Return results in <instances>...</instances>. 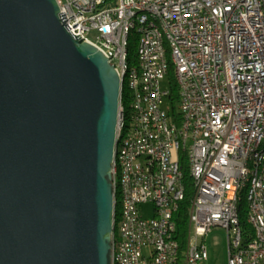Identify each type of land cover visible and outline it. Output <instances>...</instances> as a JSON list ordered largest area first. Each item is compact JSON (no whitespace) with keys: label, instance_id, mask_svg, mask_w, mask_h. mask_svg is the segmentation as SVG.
I'll list each match as a JSON object with an SVG mask.
<instances>
[{"label":"built area","instance_id":"built-area-1","mask_svg":"<svg viewBox=\"0 0 264 264\" xmlns=\"http://www.w3.org/2000/svg\"><path fill=\"white\" fill-rule=\"evenodd\" d=\"M59 17L70 34L94 44L119 71L122 31L135 5L154 6L177 44L185 79L186 117L194 120L200 191L196 198L192 264L208 259L205 237L214 226L228 233V264H264V159L262 176L246 196L247 222L255 236L237 248L240 215L233 209L243 183L246 150L264 137V0H61ZM133 78L135 127L124 161L127 215L122 252L111 249V264H177V216L181 209V162L167 81L165 50L157 43L147 13L141 14ZM96 34L97 39L90 38ZM118 127V125H117ZM112 172V170H111ZM113 177V173H112ZM154 205L145 217L142 205ZM117 229V226H116Z\"/></svg>","mask_w":264,"mask_h":264},{"label":"water","instance_id":"water-1","mask_svg":"<svg viewBox=\"0 0 264 264\" xmlns=\"http://www.w3.org/2000/svg\"><path fill=\"white\" fill-rule=\"evenodd\" d=\"M120 97L56 0H0V264H111Z\"/></svg>","mask_w":264,"mask_h":264},{"label":"bare ground","instance_id":"bare-ground-1","mask_svg":"<svg viewBox=\"0 0 264 264\" xmlns=\"http://www.w3.org/2000/svg\"><path fill=\"white\" fill-rule=\"evenodd\" d=\"M59 9H62L61 0H56ZM147 13V19H151V25L155 28L157 43L160 45L161 50H165L164 60L166 67V76L168 83L172 86L171 79L174 80L178 89L177 101L171 100L172 113L174 115L175 128L178 140V156L181 162V174L184 178V169L182 161L186 160L189 164V171L194 181L195 192L192 196L190 209L188 214V232L186 237L185 248L182 249L181 242L177 237V264H192L191 253H193V238L194 223L196 220V198L199 196L200 183L199 172L196 170V148L193 131L194 120H188L186 117V108L184 104L187 101V92L185 87V79L182 76L180 68L179 56H177V44L173 38V34H169L165 28L164 21L161 18H156V11L154 6L149 5H135V12H132V20H130V27L128 30L122 31V38L124 46L121 47V61L119 74L121 78V97L118 117V127L116 131V143L114 148V158L112 162V187L114 194V210H113V233L112 241H114V252H122L124 232V223H119V218L122 215H127V180L125 175L124 161L120 157L129 156V148L133 147V140H130L132 127H135V102L133 96V78L136 72V65H132L129 61L128 45L129 35L135 30L138 36L143 32V22L141 21V14ZM262 13H264V2L262 6ZM115 66V61H111ZM124 85L129 93L130 110L127 112L125 106L122 104V95ZM247 165L243 168V183H237L235 194H233V209L234 212L239 213V201L241 197L250 196L251 191H254L255 177L262 176V163L258 162L259 159H264V137H261L259 142L253 144V147L246 150ZM181 178V203L185 198V185L184 180ZM178 218V216H177ZM178 223V220H177ZM117 226V229H116ZM238 232H243L240 222H237ZM237 248H245L244 238L237 239Z\"/></svg>","mask_w":264,"mask_h":264},{"label":"trees","instance_id":"trees-1","mask_svg":"<svg viewBox=\"0 0 264 264\" xmlns=\"http://www.w3.org/2000/svg\"><path fill=\"white\" fill-rule=\"evenodd\" d=\"M137 47H138V35L135 30H133L129 35V45H128V53H129V61L132 65H137ZM172 81V93L171 99L173 101H177L178 99V89L174 80ZM122 104L125 106L127 112L130 110V100L129 93L124 85L123 95H122ZM182 166L184 169V185H185V198L181 203V209L178 213V232L177 237L181 242L182 249L185 248L187 232L189 228L188 224V214L190 209V203L192 196L195 192L194 181L189 171V164L186 160L182 161ZM239 215H240V225L244 234V241H249L250 238L255 236V229L247 222V213H248V203L245 197H241L239 201Z\"/></svg>","mask_w":264,"mask_h":264},{"label":"rangeland","instance_id":"rangeland-1","mask_svg":"<svg viewBox=\"0 0 264 264\" xmlns=\"http://www.w3.org/2000/svg\"><path fill=\"white\" fill-rule=\"evenodd\" d=\"M90 38L97 39V35L92 33ZM163 88L169 87L167 81L162 82ZM142 213L145 217H153L154 205L147 203L142 205ZM205 245L209 251L207 260H203L199 264H228V233L227 229L222 226H214L205 237Z\"/></svg>","mask_w":264,"mask_h":264},{"label":"crops","instance_id":"crops-1","mask_svg":"<svg viewBox=\"0 0 264 264\" xmlns=\"http://www.w3.org/2000/svg\"><path fill=\"white\" fill-rule=\"evenodd\" d=\"M208 254H209V251H208ZM209 257V256H208Z\"/></svg>","mask_w":264,"mask_h":264}]
</instances>
